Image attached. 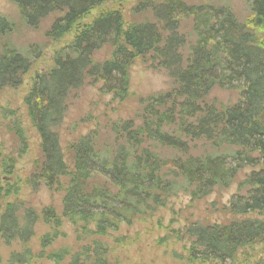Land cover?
I'll use <instances>...</instances> for the list:
<instances>
[{
  "label": "trees",
  "instance_id": "trees-1",
  "mask_svg": "<svg viewBox=\"0 0 264 264\" xmlns=\"http://www.w3.org/2000/svg\"><path fill=\"white\" fill-rule=\"evenodd\" d=\"M8 1L32 29L50 15H59L46 36L53 43L81 29L54 54L53 67L34 76L25 97L29 120L40 138V163L27 179L32 190L59 188L61 179L69 177L63 217L93 225L94 233L103 237L120 224L129 225L165 206L170 197L185 193L202 199L216 187L230 186L246 167H260L240 185L247 189L246 196L233 198L231 222L194 224L186 234L194 240L192 258L206 263L232 261L237 251L264 243V220L246 218L264 212V0H247L251 15L245 24L226 7L190 5L188 0H138L134 18L148 14L149 21L127 25L120 9H108L85 26L81 21L93 10L119 0ZM185 19H192L195 37L186 57L182 50L187 37L179 33ZM12 31V23L0 18V39ZM107 46L112 48L111 58L95 62L94 54ZM39 55L35 48L22 52L3 41L0 92L20 88ZM140 58H149L157 69L168 72L172 89L145 102L141 124L116 127L124 142L115 151L97 149L91 135L72 145L70 169L55 132L67 113L70 93L91 81L102 83L101 93L122 102L130 93V68ZM216 87L240 89V101L223 109L208 105L206 98ZM201 141L212 152L191 155L190 145ZM148 142L169 156L151 151ZM10 162L9 174L14 169ZM95 176L105 178L116 192L108 187L89 189ZM19 210L17 205L0 210V235L8 243H27L40 219L56 228L61 225L51 208L41 216L27 210L22 224ZM45 241L48 247L50 238ZM93 247L67 264H109L106 247L101 243ZM51 259L61 264L64 258L53 254Z\"/></svg>",
  "mask_w": 264,
  "mask_h": 264
},
{
  "label": "rangeland",
  "instance_id": "rangeland-1",
  "mask_svg": "<svg viewBox=\"0 0 264 264\" xmlns=\"http://www.w3.org/2000/svg\"><path fill=\"white\" fill-rule=\"evenodd\" d=\"M137 1L119 0L114 4L101 6L86 16L80 25L89 24L108 9H120L127 25L149 21L151 16L148 14L134 18L132 10ZM187 2L190 5L226 7L241 24H245L251 15L247 0ZM58 16L50 15L38 28L32 29L21 21L13 4L8 0H0V18L13 25V31L4 40L0 39V47L3 41H10L22 52L33 48L40 52L31 72L25 76L23 85L16 90L4 89L0 92V210L4 211L7 205H17L20 209L17 217L21 224L27 210H34L41 216L46 209L51 208L61 220L60 227L56 228L40 219L34 228V236L27 243L19 240L8 243L0 235V264H56L51 259L53 254L64 258L61 264H67L75 255L86 256L85 251L94 248V243H101L106 247L109 264H264V243L237 251L234 259L225 263H206L193 259L191 254L194 240L186 234V230L194 224L223 226L231 222L235 218L230 212L233 198L237 195L246 196L247 189L241 190L240 185L253 172L259 171L260 167H246L238 173L230 186L216 187L202 199H193L185 193L170 197L165 206L136 217L129 225L120 224L118 230L103 237L94 233L93 225L85 226L63 217V202L69 177H63L59 188L53 190L46 187L38 190L30 188L27 179L40 163L41 153L40 138L29 120L24 105L25 97L31 89L34 76L49 71L53 67L54 54L71 43L81 30L73 31L59 43L49 41L47 33ZM192 29V19L182 21L179 33L187 37V44L182 50L185 57L195 41ZM112 52L110 46L104 47L94 54L93 60L97 63L105 62L111 58ZM173 85L168 72L157 69L149 58H140L130 68V93L122 102L115 100L113 95L101 93L102 83L86 81L82 88L71 92L63 123L55 129L70 169L72 145L91 135L96 137L97 149L115 151L124 142L123 137L115 131L116 127H121L126 122H134L136 126L141 124L145 102L150 97L167 93ZM240 99V89L216 87L206 98V103L223 109L233 107ZM146 146L153 152L169 156V153L161 151L157 145L148 142ZM190 146L193 156L212 152V147L203 141L193 142ZM253 156L257 158L258 154ZM11 160L14 162V169L9 174L6 167L11 164ZM96 187H108L116 192L101 176H95L88 183L89 189ZM246 218L264 220V212L251 214ZM47 237L51 240L48 247L45 241Z\"/></svg>",
  "mask_w": 264,
  "mask_h": 264
}]
</instances>
